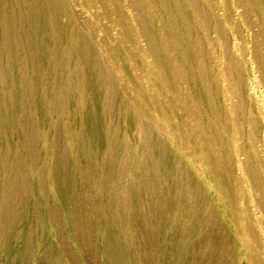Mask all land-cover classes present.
<instances>
[{
  "label": "rangeland",
  "instance_id": "1",
  "mask_svg": "<svg viewBox=\"0 0 264 264\" xmlns=\"http://www.w3.org/2000/svg\"><path fill=\"white\" fill-rule=\"evenodd\" d=\"M3 35L0 264H264V0H0Z\"/></svg>",
  "mask_w": 264,
  "mask_h": 264
},
{
  "label": "bare ground",
  "instance_id": "2",
  "mask_svg": "<svg viewBox=\"0 0 264 264\" xmlns=\"http://www.w3.org/2000/svg\"><path fill=\"white\" fill-rule=\"evenodd\" d=\"M5 18V16H4ZM6 26V25H5ZM5 30V29H4ZM2 32V31H1ZM5 34L7 31H3ZM33 43H32V37H30L28 39V42L25 43V40L22 36H20L19 38L17 36H12V37H9V36H4L3 35V39L1 40V46H0V91L2 90L3 88V85L7 82H8V79L7 77L10 76V74L8 73L4 75V67L7 66V63H9V59H10V49L12 48H17V47H25L26 46H31ZM81 53L79 52V57L82 59L81 57ZM48 67V66H47ZM6 68V67H5ZM15 68V67H14ZM42 68V67H41ZM91 70H90V78L88 80V82L84 83V84H81L79 81H77L74 85H73V88L76 89V88H79L82 86V89L85 90V92L87 93V95H89V98H90V102H89V108L85 111L86 112V115L85 116H81V119L78 120L77 122L75 121L74 119V115L76 114V110H71L72 113H70L69 116L70 118H72L73 121H75V124H78V125H82V127H85L86 129L90 130L91 129V132H93V130L95 131V122L96 120L98 119V116L97 114H95V109H97L99 106H100V98H99V86H97L96 84V81H95V69H92V66H90ZM22 68H17V72L18 73H22ZM48 73V72H47ZM40 75H43V73ZM64 77H70V74L68 72H64L63 73ZM157 75L156 74H153V78L154 79H157ZM62 79V78H61ZM24 82V81H23ZM4 83V84H3ZM70 86V85H69ZM22 88V81L19 80V81H15L10 84V86L8 87V89L5 91L6 95H8L9 97L11 96L17 103V105L19 104L20 100L21 99V96H20V89ZM46 89V88H45ZM42 90V89H41ZM43 92V91H42ZM4 93L3 91H1V94ZM43 95V94H42ZM78 95V94H77ZM68 96V95H67ZM162 94H161V98H162ZM71 98V97H69ZM11 99V98H10ZM44 99V98H43ZM46 99V98H45ZM68 99V98H67ZM78 99L81 100V97H80V94L78 95ZM3 100V99H2ZM28 100V99H27ZM68 101V100H67ZM66 101V103H67ZM163 109L162 107L160 109H162V111L164 112H159L160 114L163 113V115L159 114V116H162L163 118H161L163 121V125L167 128H171V130H174L176 133L177 131L179 132V128L176 126H174V113L173 111H175L176 109H174L172 111L171 107H172V102H170L168 100V98H164L163 97ZM1 102V101H0ZM28 102V101H27ZM13 103V102H12ZM45 104V103H44ZM76 104V103H75ZM46 105V104H45ZM13 107V106H12ZM174 107V105H173ZM177 107V105H176ZM20 108V107H19ZM81 109V108H80ZM158 109V108H157ZM170 109V110H168ZM166 110V111H165ZM168 110V111H167ZM6 111L7 109L4 110L5 114L2 112L0 113V127L2 125V127H4V123L7 122L9 124V121L10 120V117L6 114ZM81 111V110H80ZM159 111V109H158ZM161 111V110H160ZM19 112V111H18ZM23 113V112H22ZM21 113V114H22ZM30 113V112H29ZM49 113H53V111H49ZM50 115V114H48ZM5 116V117H4ZM52 116V114H51ZM50 116V117H51ZM56 116V115H55ZM12 117V116H11ZM49 117V118H50ZM17 119V118H16ZM45 120V119H44ZM52 120V118H51ZM18 121V120H17ZM4 122V123H3ZM50 122V121H49ZM16 125V123H15ZM51 125V124H50ZM179 126V125H178ZM13 127V125H12ZM177 130V131H176ZM181 130V129H180ZM2 131V130H1ZM90 132V131H89ZM92 135V134H90ZM93 138V136H91ZM181 138H183V140H186L189 142V137H187L185 134H181L180 136ZM192 141V140H191ZM191 145V144H190ZM197 145V144H196ZM196 145H192V150H195L193 148L196 147ZM197 151V149H196ZM194 151V152H196ZM214 177V175H213ZM215 178V177H214Z\"/></svg>",
  "mask_w": 264,
  "mask_h": 264
}]
</instances>
